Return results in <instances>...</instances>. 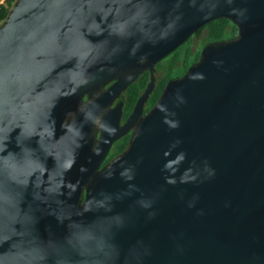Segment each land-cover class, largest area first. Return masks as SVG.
<instances>
[{
  "label": "water",
  "instance_id": "water-1",
  "mask_svg": "<svg viewBox=\"0 0 264 264\" xmlns=\"http://www.w3.org/2000/svg\"><path fill=\"white\" fill-rule=\"evenodd\" d=\"M218 18L237 35L142 116L151 81L120 125L118 92ZM0 264H264V0H15L0 24Z\"/></svg>",
  "mask_w": 264,
  "mask_h": 264
},
{
  "label": "flooded vegetation",
  "instance_id": "flooded-vegetation-1",
  "mask_svg": "<svg viewBox=\"0 0 264 264\" xmlns=\"http://www.w3.org/2000/svg\"><path fill=\"white\" fill-rule=\"evenodd\" d=\"M218 19H220V18H218ZM215 20H217V19H215ZM213 21H211V22H213ZM211 22H209L208 24H210ZM208 24L203 26L198 32L192 34L188 38V40L181 45V46L186 45L189 48L190 53H189V57L187 58L188 63L191 62L192 56L195 57V55H196V52H197L196 46L201 45L200 51L202 52L204 50V48H206L209 45L214 44L213 41L209 38V29L207 27ZM230 27H231V25L228 23L226 25L225 33H227V30ZM237 32H238V30L229 39L236 36ZM196 37H200L198 42H195V40H194ZM225 40H228V39H225ZM219 42H221V41H219ZM181 46H179V47H181ZM184 51H185V49H184ZM168 56H166V57L162 58L161 60H158L157 62H155L152 65V67H146V68L141 69L139 71L138 75L135 76L127 84V86L124 89H121L120 92H118L119 93L118 96H116L114 98V100L110 104V107L111 108H116L118 106L120 107V116H119L120 125H124L126 123L128 117L131 115V113L133 112V110L135 108L137 100L139 99V97L143 93H145V91H146V89H147V87L151 81H152L151 90L148 94L147 99L144 101V103L142 105V109H141V115L142 116H145L146 113L153 107L154 104H151L152 97L154 95H157V93L161 94L163 89L165 88V86L167 84H169L170 82H172L174 80H177V78H180V76H181L180 75L181 62H177L176 66L172 69V72H170L171 74L168 76L169 77L168 80H170V81H168V83H166V85H163L164 79H165L164 73L166 71L165 70L166 64L164 62L162 63V61L165 58H167ZM117 80H118V77L114 76L111 80L106 82V84L104 85V88H108L113 83H115ZM87 98H88V94H85L83 97V100L86 101ZM133 131H134V126L131 127L127 132L122 134L120 137H118L111 144V146H110L103 162L101 163V166L99 169H101L110 159H112L113 157H115L116 155H118L119 153H121L125 149ZM98 135H99V133H98ZM125 138H126V143L124 144V146L121 149H117L118 145L120 143H122L125 140ZM85 194H86V191L84 190L83 195H82V201L85 198Z\"/></svg>",
  "mask_w": 264,
  "mask_h": 264
},
{
  "label": "trees",
  "instance_id": "trees-1",
  "mask_svg": "<svg viewBox=\"0 0 264 264\" xmlns=\"http://www.w3.org/2000/svg\"><path fill=\"white\" fill-rule=\"evenodd\" d=\"M14 1L15 0H4L3 3H0V24L5 19ZM228 23L231 25V27L228 28L227 33H225L226 25ZM207 27L209 29V38L213 41V43H217L219 41H224L225 39H229L237 31V27L233 25V23H231L226 18H220V19L214 20L213 22L208 24ZM189 53H190L189 48L186 45H184V46L179 47L177 50H175L173 53H171L167 57L169 59L166 62V69H165L166 71L164 73L165 79H164L163 85H166V83L170 81L168 80L169 79L168 76L171 74L170 72H172V69L176 66L177 62H181L180 75L182 76L191 66H193L198 61L202 52L197 51L194 59L188 63L187 58L189 57ZM159 95L160 93H157V95H154L152 97L151 104H155ZM125 143H126V138L122 143L118 145L117 149H121Z\"/></svg>",
  "mask_w": 264,
  "mask_h": 264
},
{
  "label": "rangeland",
  "instance_id": "rangeland-1",
  "mask_svg": "<svg viewBox=\"0 0 264 264\" xmlns=\"http://www.w3.org/2000/svg\"><path fill=\"white\" fill-rule=\"evenodd\" d=\"M8 4V3H7ZM199 38L200 37H196L194 40H195V42H198V40H199ZM197 47V51H200V49H201V45H198V46H196ZM194 57L192 56V59H193ZM169 58H165L163 61H162V63L164 62L165 64H166V62H167V60H168ZM192 59H191V61H192Z\"/></svg>",
  "mask_w": 264,
  "mask_h": 264
},
{
  "label": "crops",
  "instance_id": "crops-1",
  "mask_svg": "<svg viewBox=\"0 0 264 264\" xmlns=\"http://www.w3.org/2000/svg\"><path fill=\"white\" fill-rule=\"evenodd\" d=\"M4 0H0V3H3Z\"/></svg>",
  "mask_w": 264,
  "mask_h": 264
}]
</instances>
